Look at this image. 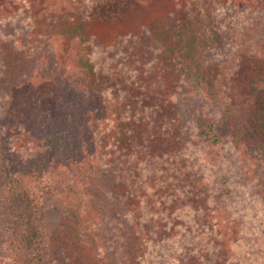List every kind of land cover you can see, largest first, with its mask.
Masks as SVG:
<instances>
[{"label":"trees","instance_id":"obj_1","mask_svg":"<svg viewBox=\"0 0 264 264\" xmlns=\"http://www.w3.org/2000/svg\"><path fill=\"white\" fill-rule=\"evenodd\" d=\"M137 3L94 0L86 19L119 23ZM62 8L52 15L34 0H0V24L19 21L29 36L10 50L14 62L0 51V264H55L45 201L71 186L89 206L94 199L103 213L124 220L117 231L128 233L130 252L110 264H264V107L255 89L230 86L208 95L206 86L178 80L117 101L96 86L92 71L63 70L53 54L40 61L43 52L27 49L36 21L60 25ZM38 38L51 54L52 42ZM45 73L61 96L42 114L26 87ZM25 135L34 138L17 145ZM53 151L80 157L78 169L88 164L89 174L54 183ZM236 170L241 184L226 188ZM180 207L189 210V226L174 222Z\"/></svg>","mask_w":264,"mask_h":264},{"label":"rangeland","instance_id":"obj_2","mask_svg":"<svg viewBox=\"0 0 264 264\" xmlns=\"http://www.w3.org/2000/svg\"><path fill=\"white\" fill-rule=\"evenodd\" d=\"M34 1L50 8L52 15L62 6L64 15L60 25L53 24L51 20L48 24L36 21L33 33L37 37L31 36V45L27 49L33 50L35 46L37 54L43 52L40 61L44 57L50 59L53 54L51 62H57L63 70L92 71L97 76L96 86L109 89L117 101L131 102V98L147 97L150 95L148 91L161 82L185 80L206 86L208 95H217L220 91L225 93V88L230 86H238L240 91L247 92L254 88L258 93L256 98L263 102L264 107L263 3L138 0L119 23L109 25L91 23L86 19L88 5L94 0ZM7 9L12 8L7 6ZM21 25L19 21L14 25L8 22L0 24V30L4 29L3 35L0 34L1 57L7 61L15 60L10 55L15 42L24 45L29 40ZM16 30L22 31L21 38L13 39ZM38 36L52 42L53 53L48 54L49 49L42 46ZM1 39L11 47H6ZM47 77L48 73L44 77L28 78L26 87L34 95V102L42 114L61 96V90ZM155 96L152 94L150 97ZM148 98L144 104L151 102L152 99ZM95 108L99 109L98 106ZM244 111L247 112L245 125L249 126L252 119L247 116L250 111ZM33 138V135H25L17 145L26 147L27 140ZM50 139L44 141L51 144ZM34 141L38 143L39 139ZM57 154L58 158L56 161L54 158L50 169L54 183L60 181L58 177L89 174L88 162L84 169H78L80 157L67 159L62 151H55L53 155ZM230 181L225 184L226 188L231 183L241 184L238 170L234 171ZM71 190L73 186L66 189L68 194L64 197L62 191V195H49L45 201L49 211L50 251L55 264H110L111 259L128 257L131 242L128 233L117 231L121 228L118 225L120 216L114 215L113 211L103 213L107 209L94 199L89 206L86 199L76 196L80 192L78 188L77 191ZM105 193L108 198L113 197L110 191ZM186 211L189 210L176 208L174 222L189 226ZM156 222L159 221L154 220ZM137 224L139 221L134 223Z\"/></svg>","mask_w":264,"mask_h":264}]
</instances>
